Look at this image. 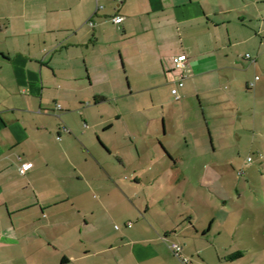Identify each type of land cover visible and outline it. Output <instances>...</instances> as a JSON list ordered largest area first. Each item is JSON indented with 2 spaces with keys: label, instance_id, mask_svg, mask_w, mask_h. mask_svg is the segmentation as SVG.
Listing matches in <instances>:
<instances>
[{
  "label": "crops",
  "instance_id": "crops-1",
  "mask_svg": "<svg viewBox=\"0 0 264 264\" xmlns=\"http://www.w3.org/2000/svg\"><path fill=\"white\" fill-rule=\"evenodd\" d=\"M210 7L207 0H0V264H185L174 243L189 264H209L211 227L200 240L193 217L185 222L175 201L172 211L160 196L159 185L171 193L180 181L174 144L132 137L134 161L129 144L102 136V146L92 143L86 112L107 100L96 83L115 72L105 65L114 48L123 66L139 57L162 69L171 93L182 80L181 93L188 74L195 82L216 70L217 50L203 49L197 34L215 42ZM180 55L188 58L182 67ZM99 124L103 132L115 125H92ZM113 156L120 164L107 159ZM144 183L156 194L141 197ZM196 252L203 257L195 260Z\"/></svg>",
  "mask_w": 264,
  "mask_h": 264
},
{
  "label": "rangeland",
  "instance_id": "rangeland-1",
  "mask_svg": "<svg viewBox=\"0 0 264 264\" xmlns=\"http://www.w3.org/2000/svg\"><path fill=\"white\" fill-rule=\"evenodd\" d=\"M207 3L215 11L212 19L219 24L214 29L215 42L205 39L201 32L197 34L203 49L217 50L215 63L211 64L217 69L204 75L202 72L195 82L188 74L186 86L181 89L182 98L177 100L162 69L159 71L158 66H149L148 62L145 66L139 57L123 66L118 49L114 48L116 54H111L110 65L108 59L105 65L115 72L101 74L102 79L96 83V90L107 95V100L86 112L87 131L92 143L99 147L102 137L122 142L118 143L121 148L130 145L134 161L137 155L129 142L132 137L149 134V140L154 134L159 138L156 141L174 144L177 151L174 147L172 152L181 156V168L175 170L174 176L180 181L172 184L171 193L168 187L158 186L165 206L173 211L175 201L176 209L185 213V222L192 216L202 241L206 240L202 239V231L211 227L208 239L214 246L205 252L209 264H264V0ZM101 51L100 47L96 55ZM247 54L257 63L252 64ZM202 65L200 69L204 68ZM148 70L156 72L154 76L150 74L156 77L152 83L143 79ZM158 82L165 85L151 88ZM118 117L120 120L116 121ZM102 120L107 125L115 124L112 131L103 132L102 124L93 127V123ZM107 159L120 164L115 156ZM132 171L125 172L131 181ZM144 185L147 184L137 187L141 197L156 194L151 186ZM158 209L162 211L161 207ZM191 250H195L193 246ZM239 250L243 256L228 259ZM181 254L189 257L187 250L182 249ZM200 256L203 257L196 252L194 259L199 260Z\"/></svg>",
  "mask_w": 264,
  "mask_h": 264
},
{
  "label": "built area",
  "instance_id": "built-area-1",
  "mask_svg": "<svg viewBox=\"0 0 264 264\" xmlns=\"http://www.w3.org/2000/svg\"><path fill=\"white\" fill-rule=\"evenodd\" d=\"M120 3L123 2L124 0H118ZM114 22L116 23H121L123 21V16L121 15H117L113 18ZM248 57H251L250 54H248ZM187 55H180L178 58H177V66L179 67H182L185 63V61H187ZM254 85V84H253ZM184 86V81L180 80L176 83V86L172 89V93L174 94V96L177 98V99H180L182 97V95L180 94V88ZM32 166V163L31 162H27V163H24L21 168H20V171L22 173H24L26 170H28L30 167ZM171 248L173 250V252L178 256L180 257V259L185 263V264H189L190 263V258L189 257H183L182 256V246L178 243H174L171 245Z\"/></svg>",
  "mask_w": 264,
  "mask_h": 264
},
{
  "label": "trees",
  "instance_id": "trees-1",
  "mask_svg": "<svg viewBox=\"0 0 264 264\" xmlns=\"http://www.w3.org/2000/svg\"><path fill=\"white\" fill-rule=\"evenodd\" d=\"M176 99H177V98H176ZM243 255H244L243 252H242L241 250H239V251H237L236 253L231 254V255L228 257V259H230V260H235L236 258L241 257V256H243Z\"/></svg>",
  "mask_w": 264,
  "mask_h": 264
}]
</instances>
